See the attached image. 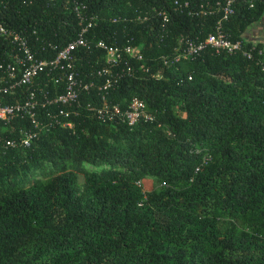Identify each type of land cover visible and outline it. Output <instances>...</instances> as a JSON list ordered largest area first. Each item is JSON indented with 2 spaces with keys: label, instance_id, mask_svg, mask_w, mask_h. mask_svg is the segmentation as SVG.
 <instances>
[{
  "label": "trees",
  "instance_id": "1",
  "mask_svg": "<svg viewBox=\"0 0 264 264\" xmlns=\"http://www.w3.org/2000/svg\"><path fill=\"white\" fill-rule=\"evenodd\" d=\"M173 1L196 14L174 12ZM217 1L0 0V25L34 52L44 46L46 58L54 51L45 44L76 37V12L94 18L87 39L137 49L140 60L122 54L112 67L102 50L77 49L74 70L95 84L119 74L106 102L124 110L137 97L151 117L131 127L102 122L86 108L100 104L91 88L76 116L59 118L70 128L39 133L27 148L0 142V264H264V70L242 56L261 49L264 59L263 43L242 38L264 0H235L223 23L240 50L173 54L178 39L212 32L219 15L202 11ZM13 52L0 38V66ZM100 68L105 75L94 76ZM44 89L51 94L52 83ZM26 127L0 123V140Z\"/></svg>",
  "mask_w": 264,
  "mask_h": 264
},
{
  "label": "built area",
  "instance_id": "2",
  "mask_svg": "<svg viewBox=\"0 0 264 264\" xmlns=\"http://www.w3.org/2000/svg\"><path fill=\"white\" fill-rule=\"evenodd\" d=\"M234 2L235 0H219L212 9L202 11L206 15H212L214 12L219 15L213 22L212 32L208 33L202 41L188 40L181 44V39H178L173 52L174 59L186 60L197 57L207 49L215 54L240 50L239 42L229 41L222 30L223 23L233 13ZM246 3L251 7L253 0H246ZM172 10L179 14L186 12L190 16L196 14L188 8L187 2L173 1ZM76 16L81 26L72 41L59 48L45 44L46 48L54 51L51 58H46L45 51H43L44 46L40 51L34 52L25 36L0 25V38L9 40L14 48L10 63L0 66V123L10 125L15 119H24L27 123L25 129L17 131L15 140H0L4 147L27 148L39 133L47 132L56 126L70 128L68 123L60 122L59 118L76 116V108L80 107L79 95L88 93L91 88L98 91L100 104L97 107L87 104L86 108L92 111L100 121L121 122L131 127L140 119L150 120L151 117L144 112V103L137 97L130 98L124 110L106 102L105 93L120 77L119 74H109L100 84H95L93 81H84L74 70L73 63L76 61L74 53L77 49L87 50L90 45L103 51V62L106 67L116 65L122 54L136 60L141 59L138 50L129 45L119 49L117 46H108L102 41L92 42L87 39L88 30L95 24L94 18L89 17L86 20L77 12ZM157 16L160 17L162 23L168 20V14L165 11L157 12ZM261 52V49L245 50L242 56L255 60V63L261 66V70H264V59L261 60ZM105 73L106 69L100 68L94 71V76L101 77ZM130 73L131 68L127 67L126 74L130 75ZM151 77L158 78L159 71ZM49 82L52 83L51 94L44 89ZM60 83H62V89L61 92H57ZM5 99H13L15 102H6Z\"/></svg>",
  "mask_w": 264,
  "mask_h": 264
},
{
  "label": "rangeland",
  "instance_id": "3",
  "mask_svg": "<svg viewBox=\"0 0 264 264\" xmlns=\"http://www.w3.org/2000/svg\"><path fill=\"white\" fill-rule=\"evenodd\" d=\"M253 28L254 31L259 37V40L260 41H263L264 42V14L262 15V17L260 18V20L257 22V23H253L251 24L250 26H248V28L246 29L247 32L246 33H249V29ZM254 38V37H253ZM84 169L86 170H90L91 168L87 165H84ZM152 185V181L150 179H147L145 182H144V188H150Z\"/></svg>",
  "mask_w": 264,
  "mask_h": 264
},
{
  "label": "crops",
  "instance_id": "4",
  "mask_svg": "<svg viewBox=\"0 0 264 264\" xmlns=\"http://www.w3.org/2000/svg\"><path fill=\"white\" fill-rule=\"evenodd\" d=\"M249 31V33H246L247 32V30L242 34V38L244 39V40H246V41H248V42H250V43H263L264 44V42L263 41H260L259 40V37L260 36H258L254 31H256V30H254L253 28H251L250 27V29L248 30ZM254 37V38H253Z\"/></svg>",
  "mask_w": 264,
  "mask_h": 264
}]
</instances>
